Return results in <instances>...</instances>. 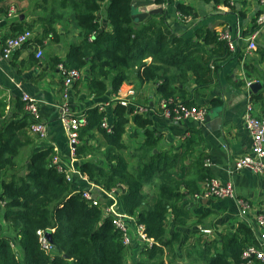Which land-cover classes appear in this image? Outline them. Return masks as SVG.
<instances>
[{
  "label": "trees",
  "instance_id": "16d2710c",
  "mask_svg": "<svg viewBox=\"0 0 264 264\" xmlns=\"http://www.w3.org/2000/svg\"><path fill=\"white\" fill-rule=\"evenodd\" d=\"M59 1L60 18L45 19L44 32L36 42L41 44L49 36L58 40L57 22L75 23L82 31V40L72 42L66 59L59 61L69 69L81 71L88 67L92 77L88 89L97 96L106 92L116 95L127 83L154 82L158 83L163 100L181 97L188 105H194L187 100V86L194 83L200 88L209 87L217 69L214 58L229 55L226 42L214 29L201 27L195 30V38L176 35L164 15L149 16L138 23L133 19L135 0H110L107 21L111 30L101 28L98 22V13L107 0ZM173 1L156 0L159 4ZM203 1L228 5L227 0ZM177 11L192 19L197 15L194 7L183 2L178 3ZM257 53L264 60V47ZM251 67L252 63H247L249 79L255 76L254 71L258 72L254 65ZM252 100L259 116H264V90L253 94ZM7 105L0 100V118L6 117L0 126V201L4 202L0 264H240L244 250L255 243L252 230L241 224L236 232L206 243L200 250L192 248L193 259L187 263L185 257H179L177 247L183 237L179 229L192 220L184 201L200 193L202 184L213 178L205 167L206 157L195 152L199 133L192 134L179 147L160 149L161 139L150 128L151 120L130 109L133 122L144 129L145 140L129 152L128 160L122 141L130 121L129 108L116 106L111 133L102 127L105 114L99 108L85 112L88 125L80 132L76 157L83 159L88 153L94 154L95 148L88 141L99 132L106 142L102 154L107 167L85 159L79 166L81 173L107 191L125 185L127 192L121 196L120 210L136 217L147 236L155 241L152 247L141 248L134 242L127 248L111 219L104 216L101 205L91 204L83 197L84 190L75 189L74 182L67 181L57 169L53 147L32 153L23 167L26 172L17 173L18 158L34 144L29 135L32 119L24 111L23 102L22 118L7 117ZM39 230L53 243V251L42 247ZM137 252L141 254L139 260L135 258ZM197 256L198 261L194 259Z\"/></svg>",
  "mask_w": 264,
  "mask_h": 264
},
{
  "label": "crops",
  "instance_id": "0c3cea01",
  "mask_svg": "<svg viewBox=\"0 0 264 264\" xmlns=\"http://www.w3.org/2000/svg\"><path fill=\"white\" fill-rule=\"evenodd\" d=\"M227 1L228 5L224 3L215 5L203 0H174L171 4H159L156 0L133 2L135 21L142 23L149 16L164 15L163 17H166L178 36L197 38L195 30L201 27L214 29L218 36L223 30L231 31L237 50L236 52L229 50V55L214 58L217 69L213 71L211 85L200 88L190 83L187 86V100L194 105L208 107L207 119L199 124L193 121L176 122L163 117L160 110L163 99L158 90V83L150 82L142 85L135 82L127 83L116 95L106 92L102 96H97L88 89L92 78L88 67L81 70V79L73 86L70 97L65 99L63 73L59 66L67 57L69 45L74 41L82 40L79 36L81 29L75 23L62 25L57 22L55 32L59 34V39L55 40V37L49 36L43 43L38 44L36 39L42 37L40 32H44V20L57 21L60 18V1L0 0V48L7 38L22 33V30L35 29L34 32L32 31L34 39L31 45L16 51L10 60L0 62V100L8 104L7 117L22 118L25 115V112L20 110L22 94L28 93L38 100L42 120L47 124L49 131L48 139L44 142L29 133L34 139V144L29 146L18 160L20 171L26 172L23 167L32 153L41 148L53 147L66 163L69 164L73 160L77 169L73 175L75 189H92L94 198L102 205H109L116 200L119 209L122 208L121 196L127 192L125 185L119 184L113 190L107 191L89 181L88 176L79 169L85 159L107 167L102 154L106 146L104 136L96 132V136L88 141V144L95 148L94 154L88 153L83 159L73 158L61 115L64 112L86 114L85 112L90 108L103 106L104 111L99 110V112L105 114V118L113 127L116 120L114 110L118 106H115L114 101L123 98L132 88L135 90V96L132 98L134 103L144 108V112L140 115L151 120L150 128L161 139L160 149L179 147L192 134L199 133V145L195 147L196 155L203 154L206 157L205 167L210 170L213 178H218L222 182H232L235 188L236 199L208 200L199 198L195 194L184 201L183 205L190 211L192 220L186 227L179 229L183 234L182 242L177 247L179 257H185L184 262L187 263L189 258L193 259L192 248L196 246L200 250L206 243L216 242L223 235L236 232L241 224L247 225L252 230L255 237L253 245L264 250V244L259 240L264 230L257 222L258 216L264 209V176L248 170H235V162L249 154L252 148V137L245 123L249 96L252 100L253 94L264 90V60H261L257 51L252 54L246 53L247 38L256 27V18L261 8L257 0H235L234 6H230L229 0ZM179 2L194 7L197 15L190 23L179 19L177 11ZM109 3L110 0H107L98 13V22L101 28L106 30H111L107 21ZM11 8L17 10L16 16H9ZM260 47H264L262 39L258 42V49ZM39 52L43 53L40 58L37 56ZM247 63H252V67L254 65L258 69V72H253L255 76L251 79L247 77ZM249 83L251 86L259 83L261 88L254 93L251 86L249 88ZM252 102L254 103L253 100ZM254 105L255 114L259 115L256 104ZM128 111L130 121L126 125L122 143L127 148L124 156L129 160V152L140 147L144 142L145 132L133 122L134 114L130 109ZM5 119L6 117L0 118V126ZM147 192L152 193L149 189ZM238 200L248 205L246 214H242ZM205 230L209 232L205 233ZM135 258L137 260L141 258L140 252L136 253ZM194 259L198 261L197 257Z\"/></svg>",
  "mask_w": 264,
  "mask_h": 264
},
{
  "label": "built area",
  "instance_id": "2783aa9c",
  "mask_svg": "<svg viewBox=\"0 0 264 264\" xmlns=\"http://www.w3.org/2000/svg\"><path fill=\"white\" fill-rule=\"evenodd\" d=\"M261 10L256 18V27L248 35V46L246 47V53L252 54L258 50V42L262 39L264 42V0H257ZM230 6L235 5V0H229ZM18 14L15 8H11L9 16H16ZM179 19L186 23L192 21L191 17L178 14ZM220 40L226 42L231 52H236L237 46L235 39L229 30H223L219 34ZM34 39V34L30 30H26L22 33L7 38L2 47L0 48V62L3 60H10L14 53L22 49L26 45H31ZM94 36L89 38L92 42ZM43 53H38V58L42 57ZM63 73V97L68 99L72 93L73 86L81 79V71L77 69H69L65 65L59 66ZM249 88L251 83L248 84ZM135 96V90L130 88L125 96L119 100H115L114 104L122 105L129 109H133L134 113L142 114L144 112L143 107L137 106L133 97ZM22 102L24 104V111L31 117L32 124L30 126V133L35 136L39 141L44 142L48 139L49 131L47 124L43 122L38 100L33 98L28 93L22 94ZM114 106V107H115ZM105 107H100V111H104ZM160 110L162 116L168 120L182 122L193 121L195 123H204L208 116V107L188 105L183 100L168 99L162 100ZM61 122L66 131L69 144L71 147L72 157H76V148L81 145L80 132L88 125V117L86 114H69L64 112L61 115ZM246 127L252 137V148L249 154L242 156L235 162V170H248L255 174L264 176V116L255 114V105L252 102L250 96L245 112ZM102 127L108 132L113 131L112 125L105 118L103 120ZM53 163L57 166V169L66 175V179L69 182H73L74 174L77 169L74 166L73 160L68 164L63 161L57 153L53 158ZM209 164V162H207ZM197 197L214 200L234 198L236 199V192L232 182H222L218 178H211L206 180L201 187L200 193L196 194ZM83 197L87 199L93 205H101L98 199L94 198L92 189L84 190ZM241 207L242 214H246L248 205L238 200ZM0 205L3 207L4 202L0 201ZM105 217L111 219L113 226L122 235V242L125 247H131L134 242L141 248L152 247L154 240L150 239L146 232L145 227L137 223V219L134 216H129L119 209L118 202L114 200L113 203L107 205H101ZM257 222L259 226L264 230V209L258 216ZM208 233L209 230H205ZM39 241L42 247L46 251H53V243L49 240L48 236L41 230L38 231ZM260 242L264 244V231L260 235ZM264 263V250L258 249L255 245L248 246L242 254V262L240 264H258Z\"/></svg>",
  "mask_w": 264,
  "mask_h": 264
},
{
  "label": "rangeland",
  "instance_id": "374dc122",
  "mask_svg": "<svg viewBox=\"0 0 264 264\" xmlns=\"http://www.w3.org/2000/svg\"><path fill=\"white\" fill-rule=\"evenodd\" d=\"M40 1V0H39ZM37 7H39V6H37ZM42 11V10H41ZM31 31H33L34 32V30L35 29H33V28H31L30 29ZM40 33H42V32H40ZM22 156V155H21ZM21 156L18 158V160L21 158ZM18 174L19 173H21V171L20 172H17ZM102 205V204H101ZM3 207L0 205V236H2V233L4 232V228H3V226H2V212H3V209H2ZM190 257V256H189ZM197 259H198V256H197ZM203 264V263H202Z\"/></svg>",
  "mask_w": 264,
  "mask_h": 264
},
{
  "label": "water",
  "instance_id": "95a60500",
  "mask_svg": "<svg viewBox=\"0 0 264 264\" xmlns=\"http://www.w3.org/2000/svg\"><path fill=\"white\" fill-rule=\"evenodd\" d=\"M261 88V85L259 83H255L251 86V89L254 93H257L258 90Z\"/></svg>",
  "mask_w": 264,
  "mask_h": 264
}]
</instances>
